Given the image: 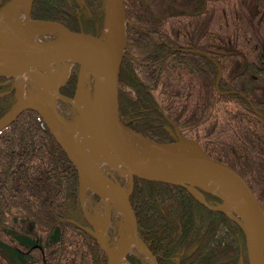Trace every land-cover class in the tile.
Here are the masks:
<instances>
[{"label":"trees","instance_id":"16d2710c","mask_svg":"<svg viewBox=\"0 0 264 264\" xmlns=\"http://www.w3.org/2000/svg\"><path fill=\"white\" fill-rule=\"evenodd\" d=\"M8 1L0 0V9ZM242 1L125 0L121 116L160 144L179 141V128L212 158L246 174L264 204V41L256 43L257 25L234 8ZM107 2L34 0L32 18L99 36ZM73 65L62 90L72 99L81 76V65ZM16 103L13 81H0V120ZM119 179L129 187L127 177ZM80 190L79 171L38 112L2 129L0 264H108L97 238L81 228L93 226ZM134 190L138 233L158 264H239L242 256L249 263L242 228L188 188L136 181ZM205 197L210 205L223 202ZM110 234L113 244L118 234ZM128 261L149 264L141 254Z\"/></svg>","mask_w":264,"mask_h":264},{"label":"water","instance_id":"95a60500","mask_svg":"<svg viewBox=\"0 0 264 264\" xmlns=\"http://www.w3.org/2000/svg\"><path fill=\"white\" fill-rule=\"evenodd\" d=\"M33 2L34 0H10L0 9L1 17L18 14L16 22L19 20L20 25H23L20 14L22 12L25 15L24 23L26 26L24 25V27L28 30L26 33H15L9 28L10 33L7 35L3 34L4 30L0 32V43L2 44L0 52L3 54L2 58L4 60L3 63L0 62V80H14L17 91V103L9 113L1 118L0 131L11 125L15 119L27 111L38 112L47 121L51 130L52 128L46 118L51 119L53 123L55 122L59 126L62 135L57 134L55 130H52V132L63 151L68 154L77 171H79L81 190L83 184L86 183L88 190L93 192L100 200L106 198L111 202L113 207L121 212L125 223L128 225V237L122 240V236L114 249L101 241L96 224H94L89 214H87V217L95 228L89 229L81 225L84 231L97 238L102 250L108 255V264H123L129 253L137 249L139 242L142 241L140 233H138L137 214L131 201L136 181L152 186L176 185L186 187L194 196L202 199L207 207L225 212L244 232L247 239L249 264H261V253L264 250V204L260 202L254 184L245 174L228 162L212 158L204 151L201 144L195 140L185 138L179 130L177 132L179 141L173 142V144H160L149 140L152 142L150 147L154 151L153 154L160 161L161 167H151L127 148L124 129L129 128L123 124L121 116V68L128 43L125 0H108L105 6L106 15L103 32L99 36L84 31H70L63 23L34 21L32 18ZM39 23L57 28L55 31H47L43 35L58 33L59 36L50 41L38 40L39 35L35 32V24ZM62 60H66L72 65L75 63L82 65L83 75H85L83 63L95 64L104 70V80L100 85L98 81L100 100L94 105L91 104V111L83 115V118L87 119L94 129L87 135L86 147L94 149L103 146L104 150H109V156H112L116 165L123 169L130 182L128 189H124L122 185L107 177L117 185L120 194L110 190L99 180L96 173L87 167L82 157L78 139H76L73 132L72 122L63 115L59 103H52L37 97L26 100L21 96L25 90L23 85L24 76L40 70L45 64ZM83 75L80 76L77 83L78 87L74 96L76 100H80L85 94L84 80L86 78L84 79ZM90 75L94 80L96 74ZM68 78L67 75L65 81L61 83V96L63 85ZM91 88L92 85H90V94H92ZM61 100L71 105L74 101L63 96ZM183 144L196 147L199 154L192 157L183 154L181 150H175V147L183 146ZM104 156L106 159L109 157ZM221 175L229 176L237 185L242 196L239 201H234L228 209L226 199L220 194L202 188L205 192L223 198V203L213 207L206 202V197L203 194L190 187H199L197 182ZM81 197L83 201L84 194L82 191ZM144 244L146 245V243ZM137 250L151 261L153 260L154 264H158L148 247V253L146 254L140 249ZM239 264H246L243 256L240 258Z\"/></svg>","mask_w":264,"mask_h":264},{"label":"bare ground","instance_id":"6f19581e","mask_svg":"<svg viewBox=\"0 0 264 264\" xmlns=\"http://www.w3.org/2000/svg\"><path fill=\"white\" fill-rule=\"evenodd\" d=\"M16 19H18V14L13 15H6V17H1L0 15V32H2L5 29H11L15 33H26L28 32L27 28L23 25H20L19 20L16 22ZM57 28L48 26L43 23L35 24V32L37 35L43 34L45 32L55 31ZM5 32V31H4ZM3 54L0 52V62L3 63ZM68 62L66 60L62 61H54L48 64H45L39 71L31 73L27 79H24L23 85H24V91L21 96L26 99L30 100L32 97H37L39 99H45L48 101H51L52 103H59L62 96H61V80L63 77V71L65 69V66ZM83 71L85 72V75H88L90 72H95L96 76L99 81V85L105 78L104 70L97 66L92 65L89 63H83ZM87 77V76H86ZM78 103L81 105V107H84L83 113L86 115L89 111H91V104L87 96H84L80 100H78ZM52 128V130H55V132L59 135H62V130H60L59 126L54 122H52L51 119L46 118ZM72 129L75 134L76 139H78L79 147L82 153L83 160L85 161L87 167H89L92 171L96 173V176L99 178L100 181H102L110 190L114 191L116 194H120V191L118 190V187L115 183L112 182V180H109L106 176H104L99 170V167H95V163L97 162V158L102 157L103 155L109 156V150H95L92 148L86 147V138L88 135V132L91 131V128L88 126H84L81 124V122H75L72 123ZM124 137L125 142L127 145V148L131 153H133L138 158L142 159L146 164L150 165L151 167H161L160 161L157 157L154 156L153 153H151V144L149 140L145 139L143 136H139L137 133L132 131L130 128L124 129ZM188 146L180 148L179 146L175 147V150H181L183 152L185 149H187ZM189 149V148H188ZM197 152V151H196ZM194 154V153H193ZM100 159V158H99ZM95 165V166H94ZM198 186L201 187H195L192 186L194 190L197 192L203 194L202 191L210 190L216 194H220L226 199V207L229 208L230 205L235 201H239V199L242 197L240 190L238 189L235 182L228 176H217L215 178L206 179V181H199L197 182ZM205 190H203V189ZM88 191V186L86 183L82 186V193L86 197ZM260 202H262L260 200ZM101 211L100 213H103L104 216L102 218V221H100L97 217H93L91 215V218L96 224L98 234L100 236L101 241L108 245V228H109V219L111 216V211L113 204L109 202L106 198L101 199ZM122 227V233L123 238L128 237V225L127 223L123 222ZM121 240V241H122ZM120 241V243H121ZM137 249L142 250L145 254L148 253L146 245L140 241ZM261 264H264V250L261 253ZM152 264H154V261H151ZM240 262V261H239Z\"/></svg>","mask_w":264,"mask_h":264},{"label":"rangeland","instance_id":"374dc122","mask_svg":"<svg viewBox=\"0 0 264 264\" xmlns=\"http://www.w3.org/2000/svg\"><path fill=\"white\" fill-rule=\"evenodd\" d=\"M252 1L253 0H244V1L240 2V4L235 5L234 8L235 9L240 8V12L242 11V14L245 15V18L249 19L251 22H255V24L257 26H259V27L256 26L255 28H256V30L259 31V32L257 31L258 35L257 34L256 35L260 38L259 40L261 42H256V43L262 45L261 43H263V41H264V25L260 26V24H258V20L261 18V16L263 14L258 13V12H254L253 10L250 11L251 9L255 8L253 6ZM20 14H21V20L23 22V26L24 25L26 26V24L24 23L25 15L22 12ZM254 16L257 17L256 20L253 19ZM4 31H3V34H5V35L10 33L9 29L4 30ZM50 35L51 34H48V33L44 34V35L43 34L42 35L39 34L38 39L41 40V41H49L50 38H51ZM1 45L2 44L0 43V46ZM255 45H257V44H255ZM73 66L74 65H72L70 63L66 64L65 69L63 71V77H62L61 83L63 81H65V79L67 78V75H69V73L71 72ZM80 74L83 75L82 70H81ZM90 74H96V73L95 72H90L87 75L88 77H86V75H83L84 79L86 78L84 80L85 81L84 82V86H85V94H84V96H87V98L90 101V104L94 105L95 103L98 102V100H100V97H101L100 96V88H99V85H98V79H97L96 75H94V80H93V78H92V76ZM28 76L29 75H26L23 78L27 79ZM90 85H92V88H91L92 94H90ZM72 103L73 104L71 105L69 103H66L65 101L63 102L62 100H60L59 108H61L62 112L65 113L67 116H69L71 118V122L72 123L81 122L82 125H84L86 127L89 126L91 128V131L88 132V135H89L94 129L91 127L90 122L87 119L85 120L83 118L84 107H81V105L78 103V100H76V99H74V101ZM185 146H188V147H187V149H185L182 152L183 154H186V155H189V156H192V157H195V156H197L199 154L197 148L196 147H192L190 145L183 144V146H180V148L185 147ZM95 148L99 149V150H104L103 146H98V147H95ZM151 153H154L152 147H151ZM99 158L96 159L97 160V162L95 163L96 166L95 165L94 166L95 167H99L101 172H102V174L104 176H106L108 178H111L112 180L116 181L118 184L121 185V180L119 179V177L125 176V172L123 171V169H121V167L116 165L115 160L112 158L111 155L108 157V159H106L104 155L102 157H99ZM190 187H191V189H193L192 186H190ZM125 188L128 189L127 186H125L124 189ZM85 203H86V206H87V210H89V211L91 210V214L93 216L97 217L100 221H102V218H103L104 214L100 213V211H101V209H100L101 208V206H100L101 201L100 202L98 201L97 202L98 204H97V203H95L94 199L91 196L87 195ZM111 214H112V217H111L112 225H111V227L112 228L114 227V229H116L117 234L119 235V240H120L121 237L123 236L122 227H123V224H124L123 222H125L124 221V217L122 216L121 212H119L115 207L114 208L112 207ZM118 241L115 244L110 245V247L112 249H114V246L117 245ZM135 253L139 254L138 252H135ZM148 262H149V264H151V260L150 259H148ZM125 264H128L127 260H125Z\"/></svg>","mask_w":264,"mask_h":264},{"label":"flooded vegetation","instance_id":"af4514ba","mask_svg":"<svg viewBox=\"0 0 264 264\" xmlns=\"http://www.w3.org/2000/svg\"><path fill=\"white\" fill-rule=\"evenodd\" d=\"M264 2V1H263ZM254 11V12H258V13H261V14H263L262 16H261V18H260V20H259V23L261 24V26L262 25H264V3L262 4V6L261 7H255L254 9H251L250 11ZM0 81H2V82H5L6 84H9V82H11V81H13V89H14V91H15V97H16V89H15V81L14 80H9V81H7V80H0ZM178 130L180 131V129L179 128H177L176 129V133L178 132ZM169 132L171 133V135H173V134H175L174 132L172 133V130H169ZM180 133H181V131H180ZM183 135V134H182ZM242 172V171H241ZM243 173V172H242ZM244 174V173H243ZM246 175V174H245ZM247 176V175H246ZM248 178V177H247ZM248 179H250V178H248ZM251 181V180H250ZM159 186V185H158ZM255 186V185H254ZM255 189H256V187H255ZM257 191V190H256ZM258 194V193H257ZM260 197V196H259ZM141 254V253H140ZM141 255H143V254H141ZM144 256V255H143ZM145 257V256H144ZM146 259H147V257H145ZM148 260V259H147ZM246 263H247V261H246ZM152 264V263H151ZM247 264H249V263H247Z\"/></svg>","mask_w":264,"mask_h":264}]
</instances>
